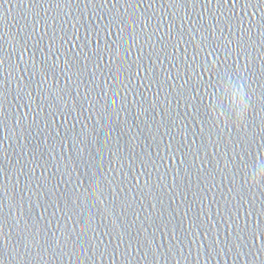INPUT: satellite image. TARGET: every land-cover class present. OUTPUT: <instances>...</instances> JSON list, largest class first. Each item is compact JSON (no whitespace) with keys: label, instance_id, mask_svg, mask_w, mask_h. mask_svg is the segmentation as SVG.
I'll return each instance as SVG.
<instances>
[{"label":"water","instance_id":"95a60500","mask_svg":"<svg viewBox=\"0 0 264 264\" xmlns=\"http://www.w3.org/2000/svg\"><path fill=\"white\" fill-rule=\"evenodd\" d=\"M35 2L40 4L34 8L30 0H11L0 10V16L6 14L0 26V214L7 217L11 264L37 255L36 249L16 244L18 231L33 237L42 251L45 241L52 245L50 264H78L75 257L60 259L67 239L77 236L83 264H119L113 250L127 249L129 236L140 233L146 243L133 245L129 264H154L155 259L160 264H244L226 239L245 219L243 213L225 211L243 203L235 190L242 183L233 167L235 153L223 144L219 151L200 147V117L191 104L203 97L219 124L225 110L243 98L245 84L257 89L253 102L258 100L255 78L225 75L221 87L232 96L217 90L219 101L208 96L213 89L207 86L191 93V104L176 94L189 75L195 84L204 74L205 54L186 43L194 27L210 26L214 31L205 35L221 42L240 35L224 23L232 0L228 7H218L217 0L203 6L207 0H200L202 6L180 9L160 7L165 0H153L156 8L149 9L144 6L148 0H140L142 6L127 10L112 7L120 0H96L95 8L89 0H61L65 7L51 9L46 0ZM121 12L140 19L112 28L126 38L131 68L117 79L108 71L102 29ZM173 15L175 25L165 35ZM141 33L147 35L133 46L132 37ZM192 34L199 44V32ZM253 36L260 39L255 30ZM169 40L175 47L165 49ZM134 61L142 66L139 75ZM145 69L159 74L162 88L144 79ZM259 69L257 61V74ZM113 101L116 111L104 112L100 119L98 113ZM204 134H210L208 127ZM215 139L211 130L210 140ZM169 143L189 146L191 167L181 166L179 158L168 159ZM254 163L264 167L260 157ZM204 167L214 176L206 188L197 179ZM236 167L244 171L243 161Z\"/></svg>","mask_w":264,"mask_h":264},{"label":"snow or ice","instance_id":"6c2138e0","mask_svg":"<svg viewBox=\"0 0 264 264\" xmlns=\"http://www.w3.org/2000/svg\"><path fill=\"white\" fill-rule=\"evenodd\" d=\"M19 2L23 3V0H19ZM30 2L34 8L40 4L36 3L35 0H30ZM46 2L50 9L66 6V4L61 3V0H46ZM89 2L93 8L97 6L96 0H89ZM103 2L106 3L107 0H103ZM10 3L11 0H0V10L4 9L5 5ZM67 3H71V0H67ZM211 3L212 0H207V4L203 6H211ZM85 6H88L87 2ZM140 6H142L140 0H120L119 5L117 3H113L112 5L117 10L118 7H124L127 10L137 9ZM144 6L149 9L156 8L153 0H148ZM164 6L170 9H180L183 7L196 8L202 5H200V0H165V3L160 5V7ZM217 6L228 7V0H223V3H221V0H217ZM237 9L243 12L242 16L237 14ZM229 11L231 15L224 17V23L227 26H231L229 28L230 31L232 28H235L240 33L235 39L221 42L215 36L208 37L205 33L214 30L210 29V26L206 27L204 25L198 28L194 27L192 30V32H199V44L196 43L195 36L192 32L188 33L190 39L186 43L192 44L198 51H202L205 54V63L200 65L203 68L204 74L197 77L195 84H192V76L189 75L185 84L176 89V94L186 104H191V93L197 88H205L207 86L213 89L211 93H208V96L215 97L219 101L220 97L217 94V90L224 92L229 98L232 96L230 89L225 90L221 87L225 75H231L240 80H245L246 76L255 78L252 83H255L259 89L258 100L255 103L253 102V96L256 94L257 89L251 88V83L245 84L243 98L238 97V102H233L231 110H225V120L219 124L215 120H212L208 112L209 105L205 103L203 97H201L198 105L191 104V108L200 117L196 121L200 125L198 129L200 147L208 148L211 146L219 151L220 145L223 144L225 149H231L235 153L234 160L236 163L233 164L235 174L242 176V183L238 189H235L240 201L243 202L242 206L236 207L233 205L225 211L233 216L243 213L245 219L243 223H237L227 233L226 239L228 244L235 250L236 258L241 259L244 264H264V167L257 168L254 163L257 157L264 159V0H232ZM5 19L6 14L5 16H0V26H3ZM139 19V17L132 15L125 17L122 12L118 15L114 13L112 19L102 29L106 33L105 51L110 57L107 61L108 71L110 75L117 74V79L119 78V73L122 71H130L131 68L126 60V50L124 48V44L127 42L126 38L119 30L112 32V28L114 25H131L138 22ZM175 19L176 17L173 15L169 21L170 27L168 33L165 35L171 33L172 26L175 25ZM217 23L219 24V21ZM254 30L258 32L259 40L254 38ZM126 31L127 29H125ZM177 34L182 35L181 33ZM146 35V33H141L140 37L133 36V46H135V42L139 38L145 37ZM110 38L111 44H108L107 41ZM169 45L175 47L172 40L165 43V49ZM221 56H223V59H221ZM112 57L117 61L115 65L112 64ZM207 58L214 59L209 61ZM241 59L244 61L243 65H241ZM257 61L260 62L259 74H257L256 70ZM133 63L136 62L134 61ZM136 67L137 75H139L142 66L136 63ZM144 71L147 72L144 79L149 84H156L161 88L163 87L158 73L148 72L146 69ZM177 75L179 76V70ZM205 76L207 79H205ZM167 79H171V77ZM250 88L251 91H249ZM115 95H119V90H117ZM109 110L111 112L116 111L115 101L110 106L105 105L103 111L98 113L99 118L103 119V113ZM234 115L238 116L235 122L232 120ZM210 120L211 127H209ZM205 127L210 129L208 136L204 134ZM211 130H214L216 134L214 141L210 140ZM226 136L227 139H225ZM76 139L79 140L80 138L76 137ZM172 139L174 141L175 137ZM166 148L169 153L168 159L174 160L179 158L181 166L185 163H188L190 167L192 166L189 160L190 148L188 145L169 143L166 145ZM241 161L244 164V171L236 167V164L241 163ZM249 161L253 162L251 171H248ZM208 163L215 164V161H209ZM197 179L206 188L209 182L214 180L212 170L207 167L198 170ZM2 190L3 188H0V191ZM231 191L229 194H231ZM124 203L127 202L125 201ZM121 206L123 207V204ZM6 226L7 217L0 214V264H11L9 257L12 256V252L9 250L8 238L4 234ZM117 238L123 241V237L117 236ZM146 239L144 234L140 233L135 238L129 236L127 249H121L120 246H117L113 251L119 260V264H129V256L133 250V245L143 247ZM16 244H19L23 249L34 248L37 251L35 257L26 256L23 260H18L17 264H41V261H44V264H50V260L55 258L51 244L45 241L42 251L41 246L37 244L35 239L31 236H26L23 232H17ZM66 246L67 250L60 249L62 253L60 259L62 260L63 257H67L69 262H71L73 257H75L78 264H83L79 255L82 247L80 237L77 236L75 240L69 237L66 241ZM147 247L151 250L150 244ZM13 249H15V245ZM45 252L48 253L47 257L44 255ZM15 254L19 256L18 251ZM168 254L171 255V249L168 250ZM153 256L155 257V253H153ZM89 264H91V261H89ZM136 264H142V262H136ZM154 264H160L159 259H155Z\"/></svg>","mask_w":264,"mask_h":264}]
</instances>
